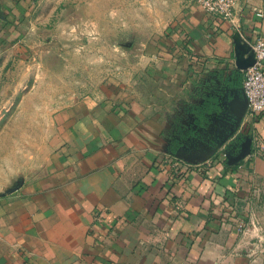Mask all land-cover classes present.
Segmentation results:
<instances>
[{
  "label": "crops",
  "instance_id": "1",
  "mask_svg": "<svg viewBox=\"0 0 264 264\" xmlns=\"http://www.w3.org/2000/svg\"><path fill=\"white\" fill-rule=\"evenodd\" d=\"M260 35L264 0L222 22L193 0L156 51L171 89L55 114L52 156L0 206V264H264V112L242 88Z\"/></svg>",
  "mask_w": 264,
  "mask_h": 264
},
{
  "label": "rangeland",
  "instance_id": "2",
  "mask_svg": "<svg viewBox=\"0 0 264 264\" xmlns=\"http://www.w3.org/2000/svg\"><path fill=\"white\" fill-rule=\"evenodd\" d=\"M192 3L0 0L1 207L15 202L37 164L52 156L59 111L86 98L172 88L156 51L168 25Z\"/></svg>",
  "mask_w": 264,
  "mask_h": 264
},
{
  "label": "built area",
  "instance_id": "3",
  "mask_svg": "<svg viewBox=\"0 0 264 264\" xmlns=\"http://www.w3.org/2000/svg\"><path fill=\"white\" fill-rule=\"evenodd\" d=\"M209 16L219 21H233L237 0H194ZM254 62L244 71L243 92L248 100L247 119L256 121L264 112V35L253 43ZM179 166H188L179 163Z\"/></svg>",
  "mask_w": 264,
  "mask_h": 264
},
{
  "label": "trees",
  "instance_id": "4",
  "mask_svg": "<svg viewBox=\"0 0 264 264\" xmlns=\"http://www.w3.org/2000/svg\"><path fill=\"white\" fill-rule=\"evenodd\" d=\"M204 105H203V107L202 106H200L199 108H198V110H197V113H198V117H199V120H204V115H205V113L206 112H208V111H211V107L207 104V102L205 101L206 99H207V97L205 96L204 98ZM202 107V108H201ZM199 122V121H198ZM195 133V131L194 130H189V131H187V132H183L182 134H181V137L184 139V138H186V137H188V136H190V135H193ZM181 143H182V140H179V139H175L174 140V142H173V145H172V150L173 151H175L180 145H181Z\"/></svg>",
  "mask_w": 264,
  "mask_h": 264
},
{
  "label": "water",
  "instance_id": "5",
  "mask_svg": "<svg viewBox=\"0 0 264 264\" xmlns=\"http://www.w3.org/2000/svg\"><path fill=\"white\" fill-rule=\"evenodd\" d=\"M253 55H254V53H253ZM253 62H254V58H253ZM253 62H252L249 66H251V65L253 64ZM249 66H248V67H249ZM248 67H247V68H248ZM247 68H246V69H247ZM244 95H245V94H244ZM245 97H246V96H245ZM246 99H247V98H246ZM247 102H248V100H247Z\"/></svg>",
  "mask_w": 264,
  "mask_h": 264
}]
</instances>
